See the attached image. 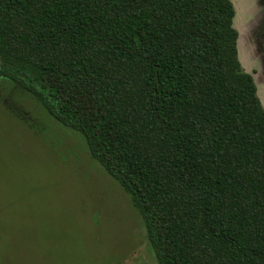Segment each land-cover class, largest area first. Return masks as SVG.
Returning <instances> with one entry per match:
<instances>
[{"label": "trees", "instance_id": "obj_1", "mask_svg": "<svg viewBox=\"0 0 264 264\" xmlns=\"http://www.w3.org/2000/svg\"><path fill=\"white\" fill-rule=\"evenodd\" d=\"M236 14L232 0H0V102L32 127L1 92L17 87L85 138L158 264H264V105Z\"/></svg>", "mask_w": 264, "mask_h": 264}, {"label": "rangeland", "instance_id": "obj_2", "mask_svg": "<svg viewBox=\"0 0 264 264\" xmlns=\"http://www.w3.org/2000/svg\"><path fill=\"white\" fill-rule=\"evenodd\" d=\"M232 1L264 105V0ZM1 92L34 124L0 102V264H158L142 217L85 138L19 88Z\"/></svg>", "mask_w": 264, "mask_h": 264}, {"label": "flooded vegetation", "instance_id": "obj_3", "mask_svg": "<svg viewBox=\"0 0 264 264\" xmlns=\"http://www.w3.org/2000/svg\"><path fill=\"white\" fill-rule=\"evenodd\" d=\"M263 67L262 69L258 70V74L260 76V78H263V81H264V62H263Z\"/></svg>", "mask_w": 264, "mask_h": 264}]
</instances>
